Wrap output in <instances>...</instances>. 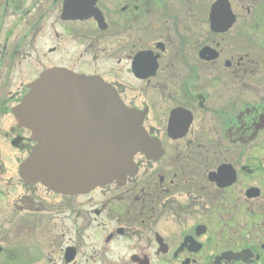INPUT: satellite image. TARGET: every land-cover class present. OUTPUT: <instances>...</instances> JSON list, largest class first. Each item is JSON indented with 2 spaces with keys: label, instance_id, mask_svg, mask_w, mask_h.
<instances>
[{
  "label": "flooded vegetation",
  "instance_id": "1",
  "mask_svg": "<svg viewBox=\"0 0 264 264\" xmlns=\"http://www.w3.org/2000/svg\"><path fill=\"white\" fill-rule=\"evenodd\" d=\"M52 69L104 81L149 147L83 194L1 184L0 264H264V0H0V137L20 152L12 111Z\"/></svg>",
  "mask_w": 264,
  "mask_h": 264
},
{
  "label": "water",
  "instance_id": "2",
  "mask_svg": "<svg viewBox=\"0 0 264 264\" xmlns=\"http://www.w3.org/2000/svg\"><path fill=\"white\" fill-rule=\"evenodd\" d=\"M13 113L35 143L20 166L21 179L58 194L125 182L136 173L132 159L147 149L143 116L95 77L45 72ZM78 124L83 133L72 134Z\"/></svg>",
  "mask_w": 264,
  "mask_h": 264
},
{
  "label": "rangeland",
  "instance_id": "3",
  "mask_svg": "<svg viewBox=\"0 0 264 264\" xmlns=\"http://www.w3.org/2000/svg\"><path fill=\"white\" fill-rule=\"evenodd\" d=\"M12 125H14V122L11 117L4 122L5 128ZM0 151V185L3 183H16L19 179L18 166L26 159L28 154L11 147L3 137H0Z\"/></svg>",
  "mask_w": 264,
  "mask_h": 264
}]
</instances>
